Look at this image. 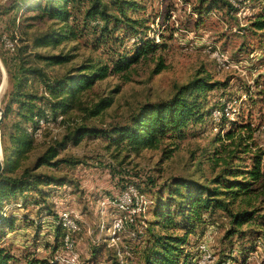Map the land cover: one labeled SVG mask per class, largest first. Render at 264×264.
<instances>
[{
    "label": "rangeland",
    "instance_id": "rangeland-1",
    "mask_svg": "<svg viewBox=\"0 0 264 264\" xmlns=\"http://www.w3.org/2000/svg\"><path fill=\"white\" fill-rule=\"evenodd\" d=\"M10 1L0 0V55L7 60L14 58L19 51H22L20 56H25V40L46 31L50 25L40 21L28 23L34 25L25 29L22 17L32 16V12L21 9L2 14ZM135 2L139 10L131 16L146 22L142 36L153 39L155 44H165V49L136 65L131 71L130 81L123 82L115 76L99 81L91 89L79 93L74 108L63 118H50L41 125L39 123L33 133L34 150L27 156L24 166L32 165L48 146L61 141L78 126L106 130L126 123L138 107L170 99L175 86L186 84L198 72H205L213 81L226 83L227 86L222 91L207 94V110L211 112L201 124L188 128L185 140L168 159L163 157L162 150L133 153L101 138L85 137L77 145L68 142L59 151V158L74 163L64 164L57 170L42 169L57 177H66L70 182L49 199L52 215L26 204L30 197L26 201L20 197L24 203L6 207V218L13 219L14 225L10 230L0 228V248L17 258L15 264H47L61 254L62 238L55 230L58 214L64 209L73 212L81 228L75 237L76 264H113L115 257L120 261L129 259L127 264H141L140 254L148 239L144 226L149 227L155 221L153 212L159 192L166 197L167 187L174 179L204 184L220 171L219 168L214 169L211 163L216 134H223L233 122L248 119L257 128L254 135L256 144L264 151V35L246 29L263 7L264 0H251L250 4L241 5L237 13H228L223 8L213 10L202 18L193 9L198 0ZM6 41L13 43V50L8 48ZM128 41L126 47L131 48L138 38L134 36ZM30 52L50 56L71 55L70 62L59 66L33 62L53 78L67 74L87 58L95 59L100 54L75 42L64 43L56 49ZM26 55L29 53L26 52ZM159 64L160 71L154 73ZM33 87L41 88L39 84ZM118 87L119 91L115 93ZM10 91L5 68L0 62L2 111L8 103ZM106 97L113 99L111 106L96 116H90L88 110ZM224 109L228 111V116H214L215 112H223ZM223 116L226 120H222ZM11 122L10 116L4 124ZM223 122L226 125L221 127ZM150 181L155 182V187L150 185ZM129 187L141 196L139 204L143 215L136 219L133 228L126 227L119 241L113 245L111 227L118 215L115 202ZM203 219L205 223L197 226L194 233L188 236L185 246L190 264L202 260L205 253L198 249L200 245L212 255L213 264L226 253L229 254L228 264H264V249L257 248L251 239L224 236L227 220L218 213L212 217L205 215ZM154 230L160 232L157 228ZM171 234L181 235L182 232L175 230ZM99 247L94 255V250Z\"/></svg>",
    "mask_w": 264,
    "mask_h": 264
},
{
    "label": "trees",
    "instance_id": "trees-1",
    "mask_svg": "<svg viewBox=\"0 0 264 264\" xmlns=\"http://www.w3.org/2000/svg\"><path fill=\"white\" fill-rule=\"evenodd\" d=\"M250 2L238 0L237 6H233L227 0H198L193 9L202 18L213 10L223 8L228 13H237L241 5ZM21 9L32 12V16L22 17L25 29L34 25L28 23L40 21L50 25L46 31L25 40V56L19 55L22 51L10 60L0 55L11 87L0 126L3 156L0 228L9 230L13 229L14 221L6 218V207L22 204L28 197L26 204L52 215L49 199L70 182L66 177H57L46 170H57L64 164L74 163L59 158V151L68 142L77 145L85 137L101 138L133 153L162 150L163 157L168 159L185 140L188 128L201 124L211 112L207 110V94L222 91L227 86L226 83L213 81L205 72H198L186 84L175 86L170 99L138 107L126 123L106 130L78 126L61 141L48 146L32 165L24 166L27 156L34 150L33 133L40 121L63 118L74 108L79 93L91 89L99 81L111 76L123 82L130 81L133 68L153 57L157 51L164 50L166 45L155 44L153 39L142 36L146 22L131 16L139 10L135 0H11L2 14ZM246 29L264 35V5ZM134 36L138 42L131 48L126 47L128 40ZM68 42L82 43L100 54L95 59L87 58L79 67L55 78L33 63L59 66L70 62L72 57L69 54L50 56L30 52L56 49ZM26 52L33 56L26 55ZM159 71L160 64L154 73ZM34 84H39L41 88H34ZM118 91L119 87L115 93ZM112 102L110 97L100 99L88 110L89 115L100 114ZM10 116L12 122L4 124ZM222 120L226 118L223 116ZM224 125L225 122L221 127ZM256 129L247 119L233 122L223 134L219 132L215 135L213 143L216 146L211 163L214 169L219 168L220 171L209 182L203 184L174 179L167 187L166 197L159 192L153 212L155 221L149 227L144 226L148 239L140 254L141 264H190L189 255L185 253L188 236L194 233L197 226L205 223V215L212 217L216 213L227 220L226 238L238 236L251 239L257 248L264 249V151L256 144ZM149 183L155 187L154 181ZM156 228L159 233L155 232ZM175 230L182 234H171ZM55 233L61 235L62 250L64 230L58 225ZM100 248L94 250V255ZM228 258L226 253L216 264H228ZM52 260L47 264H53ZM127 261L129 259L120 261L115 257L113 264H127ZM16 262L17 258L11 252L0 248V264Z\"/></svg>",
    "mask_w": 264,
    "mask_h": 264
},
{
    "label": "built area",
    "instance_id": "built-area-1",
    "mask_svg": "<svg viewBox=\"0 0 264 264\" xmlns=\"http://www.w3.org/2000/svg\"><path fill=\"white\" fill-rule=\"evenodd\" d=\"M233 6H237L238 0H227ZM6 45L9 49L13 50V43L6 41ZM221 113V114H220ZM228 116V111L224 109L223 112H215L216 115ZM40 125L44 121L39 122ZM141 196L138 195L136 190L129 187L124 193L121 194L120 198L116 200L115 207L118 215L113 219L112 222V234L111 241L113 245L119 241V236L123 233L128 225H135L136 219L143 215L140 208ZM58 225L64 230L63 237V249L61 254H58L52 260L53 264H76V257L74 255L75 249V237L81 232L76 216L71 210L64 209L58 214ZM199 250H202L205 254L202 256V260L197 264H213L214 258L212 255L207 254L205 246L200 245Z\"/></svg>",
    "mask_w": 264,
    "mask_h": 264
},
{
    "label": "water",
    "instance_id": "water-1",
    "mask_svg": "<svg viewBox=\"0 0 264 264\" xmlns=\"http://www.w3.org/2000/svg\"><path fill=\"white\" fill-rule=\"evenodd\" d=\"M2 119H3V111L0 108V126H1V123H2ZM1 170H2V164H1V149H0V172H1Z\"/></svg>",
    "mask_w": 264,
    "mask_h": 264
}]
</instances>
